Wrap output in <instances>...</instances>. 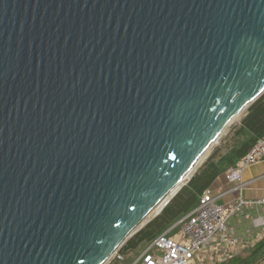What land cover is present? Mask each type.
Returning <instances> with one entry per match:
<instances>
[{
	"label": "water",
	"instance_id": "1",
	"mask_svg": "<svg viewBox=\"0 0 264 264\" xmlns=\"http://www.w3.org/2000/svg\"><path fill=\"white\" fill-rule=\"evenodd\" d=\"M263 94L264 0H0V264H107Z\"/></svg>",
	"mask_w": 264,
	"mask_h": 264
},
{
	"label": "built area",
	"instance_id": "2",
	"mask_svg": "<svg viewBox=\"0 0 264 264\" xmlns=\"http://www.w3.org/2000/svg\"><path fill=\"white\" fill-rule=\"evenodd\" d=\"M263 159L264 135L226 171L227 178L240 179L244 168ZM238 188L241 191L242 185ZM218 198L210 190L204 191L198 206L179 221V230L159 235L131 264H194L202 250H207V255L214 259L210 264L229 260L237 255L233 254L235 249L249 244L243 237H237L233 228L227 230L230 219L237 214L251 222L252 230L256 231L257 242L253 245L264 239V196L247 198L240 194L231 203H219ZM115 257L124 259L118 253Z\"/></svg>",
	"mask_w": 264,
	"mask_h": 264
},
{
	"label": "trees",
	"instance_id": "3",
	"mask_svg": "<svg viewBox=\"0 0 264 264\" xmlns=\"http://www.w3.org/2000/svg\"><path fill=\"white\" fill-rule=\"evenodd\" d=\"M263 135L264 94L248 108L240 122L223 138L221 146L211 153L162 212L121 247L118 254L124 259L115 257L111 264H131L159 235L168 230L171 233L177 232L179 221L198 206L203 192L221 174L235 166ZM131 250L136 255L129 259L126 255ZM247 252L250 253L245 258L242 254H237L229 260L215 264H254L259 257L264 256V239L251 246Z\"/></svg>",
	"mask_w": 264,
	"mask_h": 264
},
{
	"label": "crops",
	"instance_id": "4",
	"mask_svg": "<svg viewBox=\"0 0 264 264\" xmlns=\"http://www.w3.org/2000/svg\"><path fill=\"white\" fill-rule=\"evenodd\" d=\"M242 185V190H239ZM213 195L218 196V202L231 203L240 194L247 198H257L264 196V159L259 163L246 167L241 172L240 179L230 181L226 172L221 174L207 189Z\"/></svg>",
	"mask_w": 264,
	"mask_h": 264
},
{
	"label": "rangeland",
	"instance_id": "5",
	"mask_svg": "<svg viewBox=\"0 0 264 264\" xmlns=\"http://www.w3.org/2000/svg\"><path fill=\"white\" fill-rule=\"evenodd\" d=\"M246 114V113H245ZM244 117V115H243ZM242 117V118H243ZM242 118H239L235 123H233L227 130L226 132L223 134V136L221 137V139L217 142V144H215L209 153V156L211 155V153L217 148L220 147L222 144V140L224 137H226V135L229 133L230 129L236 125L237 123L240 122V120ZM208 156V157H209ZM204 163V162H203ZM202 165V164H201ZM201 167V166H200ZM199 167V168H200ZM198 168V169H199ZM231 228H233L236 232V236H241L244 238L246 241V243L249 244H245L244 247L241 248H237L235 249V251L233 252V254H242L243 258L247 257L248 254L250 252H247L251 246H253V243L257 242V240L255 241L256 238V231L252 230V224L249 221H246L241 214H237L235 216H233L230 221H229V225L227 226V230H230ZM254 240V241H253ZM251 245V246H249ZM136 252L131 250L128 252V254L126 255L129 259L132 258ZM114 259L110 260L107 264H111V262ZM214 259L210 258L209 255H207V250H202L200 253L197 254V257L195 259L194 264H210L211 262H213ZM264 263V256L259 257L256 262L254 264H263Z\"/></svg>",
	"mask_w": 264,
	"mask_h": 264
},
{
	"label": "bare ground",
	"instance_id": "6",
	"mask_svg": "<svg viewBox=\"0 0 264 264\" xmlns=\"http://www.w3.org/2000/svg\"><path fill=\"white\" fill-rule=\"evenodd\" d=\"M210 153V151L209 152H207L200 160H199V162H198V165H200V164H202L203 163V161L205 160V158H206V155H208ZM220 203V202H219ZM156 212V211H155ZM154 213V212H153ZM153 213H152V215H153Z\"/></svg>",
	"mask_w": 264,
	"mask_h": 264
}]
</instances>
